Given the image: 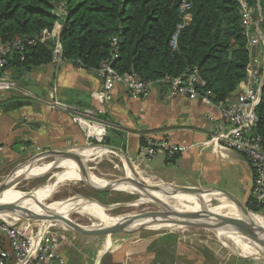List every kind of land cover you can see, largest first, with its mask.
Segmentation results:
<instances>
[{
    "label": "trees",
    "instance_id": "obj_1",
    "mask_svg": "<svg viewBox=\"0 0 264 264\" xmlns=\"http://www.w3.org/2000/svg\"><path fill=\"white\" fill-rule=\"evenodd\" d=\"M183 1L192 5V20L172 49L171 38L182 23L179 8ZM244 1L253 9V21L264 36V0ZM55 26L61 28L63 56L75 66L96 71L116 54L118 74L136 73L147 82L197 69L215 102L237 91L252 60L239 0H0V39L4 42L16 36L34 38ZM52 47L49 42L14 54L0 75L51 64ZM5 98L0 95V106L12 100ZM256 113L264 148V82ZM263 208L249 210L258 213ZM169 239L175 244L179 236L166 235L159 241ZM155 242L144 244H149L147 252L159 261L167 249H158ZM107 244L112 245L109 240Z\"/></svg>",
    "mask_w": 264,
    "mask_h": 264
},
{
    "label": "crops",
    "instance_id": "obj_2",
    "mask_svg": "<svg viewBox=\"0 0 264 264\" xmlns=\"http://www.w3.org/2000/svg\"><path fill=\"white\" fill-rule=\"evenodd\" d=\"M254 24L256 28L251 38L258 41L254 46L255 57L264 60V36L258 23ZM9 75L22 89L35 97L50 99L51 83L55 82L58 98L62 102L84 107H103L105 116L116 126L108 130L104 139L108 144L105 145L119 149L133 165L138 161L142 139L145 137L188 147L176 161L168 159L165 153H158L143 175L178 187L225 191L247 206L255 172L243 156L218 148L211 142L214 135L227 131L215 105H206L199 100L192 101L185 96L172 97L164 87H155L148 97L134 100L130 98L125 84H119L109 92L101 105L98 95L103 86L96 71L86 70L69 62L60 67L49 64L21 73L10 71ZM243 86L242 82L230 96L232 100H236ZM4 95L5 100L12 99L7 105L18 100L26 104L7 113L4 112L7 105L0 106V159L5 161L4 165L0 162V182L16 166L39 153L71 152L77 147L85 146L82 131L72 123L68 114L50 109L34 98H24L14 92ZM112 155L116 162L126 165L123 156ZM164 167L169 168L168 178L160 176L167 174L168 169ZM232 179L239 186L230 192ZM225 187L230 190H225ZM236 191L243 195L236 194ZM65 240H60V243ZM0 246L8 250L3 236H0ZM148 247L150 246L145 245L143 240L127 246L126 261L123 264H151L156 256L147 252ZM69 252L70 246L63 248L61 254L66 258ZM176 254L177 260L174 259L173 264L181 260V253ZM167 255L168 252H165V258L156 264H172Z\"/></svg>",
    "mask_w": 264,
    "mask_h": 264
},
{
    "label": "built area",
    "instance_id": "obj_3",
    "mask_svg": "<svg viewBox=\"0 0 264 264\" xmlns=\"http://www.w3.org/2000/svg\"><path fill=\"white\" fill-rule=\"evenodd\" d=\"M239 3L251 50L258 42L251 38L255 26L252 18L253 9L244 0H239ZM191 8V3L187 1H183L180 5L179 12L182 16V23L177 25V30L171 38L170 47L172 49L177 48L181 30L192 20ZM60 32L61 28L55 26L54 30L44 31L34 38L16 36L10 42L0 39V73L7 68L14 54H23L28 48L47 45L49 42H53L51 65L60 67L68 62L72 63L63 56V47L59 39ZM262 43L264 46V39ZM116 59H118V55L113 54L111 59L102 62L96 70L103 86L98 95L100 104L103 105L109 92L119 84H125L130 98L134 100L148 97L155 87H164L172 97L185 96L192 101L199 100L206 105H215L220 111V120L227 127V131L214 135L211 142L215 143L218 148L240 154L251 165L255 172V178L246 207L248 210L249 207L255 209L264 207V148L257 132L258 117L256 113L264 82V60L256 57L251 60L248 65L247 78L243 82V90L235 101L228 97L224 101L215 102L212 91L204 88L205 83L197 69L177 77L167 76L156 82H147L143 81L136 73L118 74L114 68ZM21 60H24L23 56ZM51 84L52 97L42 99L22 89L8 73H3L0 75V95L14 92L24 98H34L50 109L62 111L68 114L72 123L82 131L87 148L95 144L97 147L103 144L108 130L116 128L105 116L104 108L84 107L75 103L62 102L57 95L56 83ZM187 150L188 147L183 145L145 137L138 161L134 166L140 174H145L146 168L158 153H165L168 159L176 161ZM50 226L52 225L49 223L47 227H45V223L37 227L28 222L18 226H13L11 223H0V236H3L8 244V250L0 246V264H67L65 257L61 254L64 248L62 243H44L45 238L50 235Z\"/></svg>",
    "mask_w": 264,
    "mask_h": 264
},
{
    "label": "rangeland",
    "instance_id": "obj_4",
    "mask_svg": "<svg viewBox=\"0 0 264 264\" xmlns=\"http://www.w3.org/2000/svg\"><path fill=\"white\" fill-rule=\"evenodd\" d=\"M102 145L103 144L98 145V147ZM85 147L86 146L84 145L77 147L75 152ZM92 147H97V145L95 144ZM114 159L115 156L110 153L104 155L100 153H94L85 156L84 159H82V164L92 175L97 178L109 182H120L122 180H125L128 176L127 165L120 164ZM53 161L54 160H44L37 163L36 165H50ZM0 162H2L3 165L5 164V161L3 162V159H0ZM164 169H168L167 174H160V176L168 178L169 168L164 167ZM63 172L64 170L61 168L48 173V175L43 174L34 178H26V180L22 181L18 185L17 189L25 193H32L35 190L46 186L56 174ZM139 177L144 180L147 178V181L150 180L149 185L163 184L161 181L152 179L151 177L143 174H140ZM125 186L132 187L129 185ZM237 186H239L237 181H235V179H232L229 186V188L231 189L230 192L235 191V189H237ZM56 187L54 193L52 194L53 199H50L51 202L65 201L73 197H82L91 202L95 201L107 206L115 204L129 205L113 210L109 213L111 217L122 216L134 212L137 214L144 213L145 215H155L162 212L159 208L153 206L133 207L132 204L138 199V197H135L133 194L119 191L99 190L98 187L90 186L89 184L81 180L66 181ZM230 189L225 187V190ZM236 194H239L241 196L243 195V193H240L239 191H236ZM205 202L209 209H212L211 207L219 205L218 201ZM254 214L262 216L264 215V210ZM86 218L87 217L82 218V216L77 213L71 214L69 216L70 220H74L73 222L79 225H91V221ZM3 222L12 223L13 220L8 218L0 220V223ZM26 222L34 225L35 227L47 223L40 220L23 221V223ZM51 225L52 226H50L49 228L50 235L45 238L44 243L58 244L60 240L66 239L62 242V246L64 248L70 246L71 248V252H69V254L65 258V260L67 259L66 261H68V264H123V262L126 261L125 248L127 246L130 247L132 244H135V242L139 240H143L144 243H151L156 241L155 243L158 249L165 247L168 252L167 256H169V258L171 259L172 264L174 262V259L177 260L176 253H181L182 255L179 256L181 260L178 261L177 264H264L263 259L247 258L242 256V254L232 242L219 238L215 232L200 228H184V230L183 228H181L183 231L181 229H141L127 234L124 233L111 236H93L66 231L61 226L55 225V223ZM166 235H169V237L170 235H178V243L173 244V241L170 239L168 242L159 241V239H162ZM108 240L112 243V245L107 244ZM148 245L149 244H147V246ZM205 255H208V257L206 258ZM156 263L159 262L155 259L151 264Z\"/></svg>",
    "mask_w": 264,
    "mask_h": 264
},
{
    "label": "water",
    "instance_id": "obj_5",
    "mask_svg": "<svg viewBox=\"0 0 264 264\" xmlns=\"http://www.w3.org/2000/svg\"><path fill=\"white\" fill-rule=\"evenodd\" d=\"M59 39L61 40V34L59 35ZM251 58H255V47L251 48ZM25 104L26 103L21 100L10 102L4 108V112L7 113L12 110H16L18 108L23 107ZM100 147L107 150L111 154L123 156L127 165V169L130 172L131 176H129L128 174L125 180H122L120 182H106L104 186L100 187L97 186L96 183L92 180L90 175L91 173L82 164L83 158L78 153H76L75 150L71 152L48 151L39 153L16 166L0 182V197L4 195L5 192L13 188H17L22 181L26 180V177L24 176L19 177V180H17L19 172L25 170L26 168L30 169L37 163L42 162L44 160H54L50 164V169L45 174L53 172L56 169H61V164L64 162H72L77 166L81 181L89 184L90 186L98 187L99 190L104 191H116V186L127 184L136 188L137 190L136 192L130 193L133 194L135 197H138V199L132 205L141 204V206L157 207L162 211L161 213H157L155 215L143 214L132 222L123 223L122 221H120L117 223L108 224L106 227L104 226L102 228H92L88 226H82L73 222L64 215L52 211L49 208V205L39 203L33 200L32 193H25L17 189L16 191L25 194L22 197L23 200H33L35 206L39 209V211L24 209L17 203H0V220H4V218H8L5 216L13 214L14 216H16L15 219H12L13 222L11 224H13V226H18L26 220H40L49 224L55 223L56 225L61 226L66 231H72L77 234L93 236H111L115 234L124 233L127 234L133 233L141 229L155 230L154 227L160 225H173L178 226L180 228H200L215 233L226 230L227 232H233L243 237L264 254V228L254 220L253 216L256 214L250 212L248 208L232 194L225 191L200 190L191 187H178L165 183L148 185L139 177L140 173L136 170L133 163L119 149L106 145H102ZM53 184L55 185L56 183L54 182ZM154 194L190 197L196 200L200 208L198 211L181 212L171 208L170 206L168 207L167 205H164L162 203L145 204L140 202L142 198H147ZM216 194L221 195L225 198V200L232 204L241 213L242 219L244 221L232 219L227 215L217 216L211 214L209 212L210 209L207 207L206 202H203V200L208 199L210 202L217 201L218 197L214 198ZM73 198L78 200H86L82 197ZM86 201L90 202V204H97L111 211L123 206H129L121 204L107 206L95 201ZM260 259L264 260V257Z\"/></svg>",
    "mask_w": 264,
    "mask_h": 264
},
{
    "label": "bare ground",
    "instance_id": "obj_6",
    "mask_svg": "<svg viewBox=\"0 0 264 264\" xmlns=\"http://www.w3.org/2000/svg\"><path fill=\"white\" fill-rule=\"evenodd\" d=\"M76 153H78L84 159L85 156L91 155L94 153H100L104 155V154H108L109 152L101 147H90V148H83V149L77 150ZM50 167L51 165L48 164V165H40V166L35 165L30 169L26 168L25 170L19 172L18 174L19 176L17 180H19V177L21 176H24L26 178L38 177L40 175L45 174L50 169ZM61 168L64 170L63 173L56 174L46 186H43L35 190L34 192H32L33 200L39 203L49 205V208L52 211L58 212L67 218H69L71 214H75V213L80 214L82 218L87 217L91 221V225H87V226L92 227V228H102L104 226L106 227L108 224H111V223L113 224V223H117L120 221H122L123 223L132 222L136 218L144 214V213L137 214L134 212V213L126 214L122 216H116V217L112 216L111 217L109 215V213L112 212L111 210H107L97 204H90V202L86 200H78V199L73 198V199H69L65 201L51 202L50 199L51 198L53 199L52 194L57 188L56 186H59L60 184H63L66 181H80L81 180L80 175L77 170V166L74 163L64 162L61 164ZM128 174L129 176H131L129 171H128ZM90 175H91L92 180L96 183L97 186L102 187L106 184V182H109V181L97 178L92 174ZM142 180L146 184L149 185L150 180L147 181V178L145 180L144 179ZM54 182L56 183L55 185L53 184ZM125 185L123 184V185L116 186V191H119V192L123 191V192H129V193L137 191L136 188L128 187ZM16 190L17 188H13L5 192L4 195L0 197V203H17L20 206H22L24 209L39 211V209L35 206V203L33 200L31 199L23 200L22 197L25 194L20 193ZM215 197H222V196L219 194H216L214 198ZM217 199H218L217 201L219 202V205L211 207L212 209L209 210L211 214L217 215V216L227 215L231 217L232 219L244 221L242 219L241 213L232 204L227 202L225 198H217ZM205 201H209V200L204 199L203 202ZM140 202L145 203V204L162 203L164 205H167L168 207L170 206L171 208L177 211H181V212L198 211L200 208L199 204L196 202L195 199L186 197V196H169V195H162V194H154L147 198H142ZM132 206L139 207L141 206V204H135ZM5 217H8V219H15L16 216L7 215ZM253 218L260 226L264 228V219L261 215H254ZM47 226L48 224L45 223V227ZM154 229L155 230H176V229L180 230L181 228L178 226H173V225H163V226L160 225V226H155ZM216 235L223 240L232 242L234 246L237 247L239 252L244 257H248V258L264 257V254L260 252L253 244L248 242L243 237L237 235L236 233L227 232L225 230V231L217 232Z\"/></svg>",
    "mask_w": 264,
    "mask_h": 264
}]
</instances>
